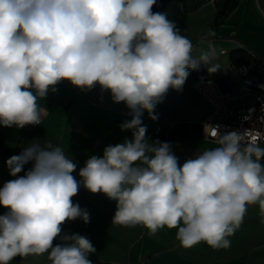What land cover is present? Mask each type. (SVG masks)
<instances>
[{"label":"clouds","instance_id":"1","mask_svg":"<svg viewBox=\"0 0 264 264\" xmlns=\"http://www.w3.org/2000/svg\"><path fill=\"white\" fill-rule=\"evenodd\" d=\"M157 0H0V126L41 125L39 101L68 81L81 91L99 86L131 117L121 131L131 138L108 145L80 168L63 147L35 140L6 161L9 180L0 188V264L47 254L51 264H92L96 252L62 226L90 215L73 197L81 185L116 202L112 224L143 226L149 235L176 229L184 248L201 242L227 249L250 205L264 213V147L235 131L221 135L205 125L217 146L182 164L170 142L150 140L142 116L158 119L157 104L169 90L181 92L201 64L208 72L214 50L193 55L192 41ZM209 36L214 35L210 30ZM207 37H202V40ZM32 167L19 176L24 166ZM61 243L54 244V241Z\"/></svg>","mask_w":264,"mask_h":264},{"label":"crops","instance_id":"2","mask_svg":"<svg viewBox=\"0 0 264 264\" xmlns=\"http://www.w3.org/2000/svg\"><path fill=\"white\" fill-rule=\"evenodd\" d=\"M177 12L178 9H171L166 16L171 20ZM186 14L185 17L192 18V24L177 23V27L186 37L191 33L189 39L194 45V56H198L201 50H214L212 63L227 73L218 60L229 56L234 49H243L257 57L249 61L250 72L264 83V0H241L218 26L215 23L216 11L211 6H203ZM210 30L214 35H208ZM202 37L207 39L202 40ZM229 61L231 63L230 58ZM189 77L194 88L195 78ZM56 89L55 92L50 91L46 99L39 101L48 111L41 125H27L23 128L0 126V188L5 182L16 178L10 176L6 161L13 155L20 154L24 147L35 140L42 143L51 141L69 151L78 160L85 161L92 155L102 156L106 146L122 143L126 137L131 138L130 131L120 129L122 122L131 119L128 115L130 110L123 102L114 103L109 92H102L99 86L91 91H81L68 81H62ZM182 96L185 98V95ZM190 102L191 109L187 107L188 110H182L180 116H173V127L177 125V129L180 128L181 131L174 140L168 141L172 143L174 153L181 164L199 150L217 146L215 141L204 137V128L201 134L195 133L192 125H189L192 122L188 120L199 118L206 112L209 114L210 106L203 113L198 110L192 99ZM205 104L208 103L205 101ZM167 116L162 119L158 117L155 121L163 122L168 130L171 118ZM142 121L146 124L153 120L144 112ZM146 135L151 140L149 130ZM25 172L24 168L18 175L22 176ZM263 218L264 213L259 205H250L243 223L230 237L231 246L227 249H213L204 242L184 248L176 239V229H161L165 239L145 232L144 248L158 256L149 254L152 258L147 261L152 264H247L248 246L256 245L255 237L250 231L260 229Z\"/></svg>","mask_w":264,"mask_h":264},{"label":"rangeland","instance_id":"3","mask_svg":"<svg viewBox=\"0 0 264 264\" xmlns=\"http://www.w3.org/2000/svg\"><path fill=\"white\" fill-rule=\"evenodd\" d=\"M157 0L159 5V10L157 12L167 13L171 9H178L175 13L174 19L170 21L177 23L188 22L192 24V18L190 16L185 17L186 13H191L203 6H211L216 11L215 23L218 26L224 17L231 13L236 7H234V2H239L241 0ZM199 7L191 9L193 5L201 3ZM184 17V18H182ZM190 38L191 33L187 34ZM202 36V35H201ZM201 38V37H200ZM219 63H221L222 68L229 74L232 81L236 83H242L244 78L241 75L239 68L233 66L230 63L229 56H223L220 58ZM185 95V98L182 96ZM192 99L195 106L199 111L203 113L209 109V104H205V101L201 96H199L194 88L191 86V78L188 77L181 92L175 90H169L165 96L162 103L157 104L155 108V113L161 119L164 116L170 117V126L167 127L160 121H150L144 125L147 126L151 134V140H159L161 142H168L174 140V138L180 133L181 129H177V125L173 127V116H180V113L187 111L190 108V100ZM188 107V108H187ZM191 109V108H190ZM204 110V111H203ZM197 111L198 113H201ZM193 112V111H192ZM202 113V114H203ZM208 112L199 118H188L192 122V128H194L195 133L201 134L203 130V121L205 120ZM164 120V119H163ZM65 150V149H64ZM66 155L76 163V170L72 175L80 181L79 176L80 168L85 166V161L78 160L77 157L65 150ZM32 167V163H28L24 166L26 172ZM74 203H78L82 209H86L90 215V222L85 224L83 220L77 218L73 221H67L62 226V233L72 234L78 233L87 237L93 244L96 252L89 255V259L92 264H152L147 261L151 260L156 256V253L152 251L149 252L144 248V239L146 229L143 226L136 227H122L112 224V218L116 209V202L108 199L102 193L93 194L89 192L82 185L78 191V194L72 198ZM7 209L0 207V215L4 214ZM262 227V228H261ZM260 229L250 231L252 236L255 237L256 245L248 246L247 264H264V218L263 224ZM164 233V232H163ZM156 238L165 239V236L159 231ZM251 237V236H250ZM61 243L59 238L54 241V244ZM140 250V251H139ZM145 253H148L145 255ZM152 255L150 257V255ZM158 254V253H157ZM11 264H51L47 258V254L43 255H31L26 258L17 257Z\"/></svg>","mask_w":264,"mask_h":264},{"label":"built area","instance_id":"4","mask_svg":"<svg viewBox=\"0 0 264 264\" xmlns=\"http://www.w3.org/2000/svg\"><path fill=\"white\" fill-rule=\"evenodd\" d=\"M238 68L244 78L240 84L223 86L213 78L194 79L195 91L211 108L203 121L204 137L205 125H211L221 135L235 131L244 134L247 142L263 146L264 83L251 74L248 64Z\"/></svg>","mask_w":264,"mask_h":264},{"label":"trees","instance_id":"5","mask_svg":"<svg viewBox=\"0 0 264 264\" xmlns=\"http://www.w3.org/2000/svg\"><path fill=\"white\" fill-rule=\"evenodd\" d=\"M196 2L198 0H193V2ZM234 1V0H233ZM205 1H201V3H197L193 5L191 9H195L199 7L200 4L204 3ZM234 7L238 5V2L233 3ZM229 58L231 60V63L234 64L235 67H239L241 64H248L250 59H257V57L252 54L248 53L247 51L243 49H234L229 53ZM210 66V65H209ZM209 66H200L198 70H189L190 75L194 78H213L216 79L221 85L228 86L230 84H234L236 82L232 81L227 73H225L223 70L218 69L216 72L209 73L208 67Z\"/></svg>","mask_w":264,"mask_h":264},{"label":"water","instance_id":"6","mask_svg":"<svg viewBox=\"0 0 264 264\" xmlns=\"http://www.w3.org/2000/svg\"><path fill=\"white\" fill-rule=\"evenodd\" d=\"M160 2H161V4H162V3H163V0L160 1ZM158 10H159V5H158V4L154 5L153 8H152V11H153V12H157Z\"/></svg>","mask_w":264,"mask_h":264}]
</instances>
